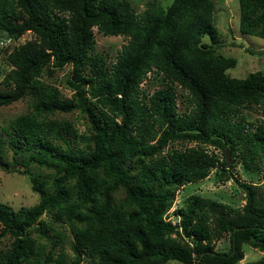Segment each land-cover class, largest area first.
Masks as SVG:
<instances>
[{
  "label": "trees",
  "instance_id": "trees-1",
  "mask_svg": "<svg viewBox=\"0 0 264 264\" xmlns=\"http://www.w3.org/2000/svg\"><path fill=\"white\" fill-rule=\"evenodd\" d=\"M237 1L239 31L264 39V0ZM213 15L212 0L140 12L128 0H0V31L13 40L33 34L6 55L0 107L28 97L30 108L2 127L0 169L27 175L38 194L17 210L0 202V264H239L244 245L263 252L251 264H264V182L230 171L235 162L249 172L264 164V121L239 115L264 111V71L227 73L236 59L218 53ZM94 27L127 39L110 65L95 49ZM66 65L70 98L41 80ZM148 74L165 86L141 90ZM175 85L186 92L182 112ZM73 111L85 131L57 116ZM186 143L194 145L175 147ZM214 168L244 204L190 194L177 221L168 219L175 191Z\"/></svg>",
  "mask_w": 264,
  "mask_h": 264
},
{
  "label": "rangeland",
  "instance_id": "rangeland-1",
  "mask_svg": "<svg viewBox=\"0 0 264 264\" xmlns=\"http://www.w3.org/2000/svg\"><path fill=\"white\" fill-rule=\"evenodd\" d=\"M136 12L142 11L147 6L165 7L171 0H128ZM214 3L213 23L218 31V42L220 47L217 49L225 57H233L236 59L235 66L229 68L227 73L236 78H244L250 72L264 71V39L246 35L239 31V9L237 0H212ZM93 36L95 40V49L101 53L108 65L112 64L122 46L126 43V37L105 36L99 33L96 28H93ZM33 34L30 31L24 32L17 40H13L0 31V89L4 88L2 79L5 73L11 68V65L6 59V55L15 46H18L26 40L32 39ZM203 41H209L208 36L203 37ZM249 48L253 51L252 54L246 52L244 48ZM70 71V66L66 65L62 69L56 70L52 75L44 72L41 80L52 84L58 88L61 95L65 98H70L72 90L66 85V79ZM140 89L151 94L153 91L164 87L165 85L160 79L154 80L152 74H148L147 78L140 83ZM177 93L176 109L182 112L186 105V95L183 90L175 85ZM181 94H184L181 96ZM30 108V99L25 97L9 105L0 107V138L5 139L6 134L2 130L10 119L26 112ZM246 120L252 122L254 125L264 121V111L259 106L245 107L240 110V114ZM58 117H66L72 120L78 131L86 130L84 118L81 113L73 111L70 113H61ZM193 143L175 144V147L183 149L186 146H192ZM169 145L166 147L168 148ZM165 148V150H166ZM164 150V151H165ZM12 151L10 148L6 149V160H12ZM34 174H44L47 172L44 168H37L32 166L31 169ZM231 173L240 181L250 182L254 185H260L264 182V164L262 169L258 172L246 171L241 163L235 162ZM190 194H197L201 197H208L218 202L226 203L233 207H241L244 202V194L235 189L232 179L227 181L218 180L217 168L211 169L208 176L196 182L186 183L175 191L174 199L171 207L167 212V218L173 222L177 221L174 210L179 208ZM38 201V194L32 190L31 182L27 175L16 172H7L0 169V202L6 204L10 208L17 210L21 206H32ZM41 218L45 221L49 219L47 214H43ZM52 232H50V235ZM66 237L63 243V251L67 258L72 257V251L69 247V242L72 239L66 232ZM42 244H47L44 239H40L32 234ZM244 257L239 264L256 263L263 252H259L247 245L243 246ZM167 264H181L176 261Z\"/></svg>",
  "mask_w": 264,
  "mask_h": 264
}]
</instances>
